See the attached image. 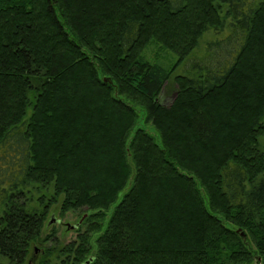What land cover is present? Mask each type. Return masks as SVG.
Listing matches in <instances>:
<instances>
[{"label": "trees", "instance_id": "1", "mask_svg": "<svg viewBox=\"0 0 264 264\" xmlns=\"http://www.w3.org/2000/svg\"><path fill=\"white\" fill-rule=\"evenodd\" d=\"M263 139L264 0H0L9 264H264Z\"/></svg>", "mask_w": 264, "mask_h": 264}, {"label": "rangeland", "instance_id": "2", "mask_svg": "<svg viewBox=\"0 0 264 264\" xmlns=\"http://www.w3.org/2000/svg\"><path fill=\"white\" fill-rule=\"evenodd\" d=\"M223 36H221V37H223ZM215 37L218 38L220 36H215ZM215 37H212L210 34L204 35L203 39L201 40L200 48L195 53V57H200L201 55L205 54L204 49L206 47V44L211 40H215ZM144 54L150 61H164L165 62V60L167 58H170V60H171V57L167 54V52L161 50L155 44L150 45L146 49ZM195 57L193 59H195ZM192 70L196 71V69L194 67H192ZM182 73H183V69L181 68L179 71H177L176 74H182ZM176 90H177V86L174 84V82H170L166 86V89L161 94V97H160L161 104L166 106V107L170 106L172 104V102L174 101ZM144 117H145V115L143 114V112L140 111L139 112V121H138V124L135 127V129L143 128V129L147 130L155 138V140L157 142H160L158 132L154 129V127L151 124H147L145 122ZM123 195H124V193L120 194V199L123 197ZM52 215H54L57 222H54L50 226V229L53 228V231H55V234H56V239L58 241H57V243L56 242H49L43 246H38V248L36 247L37 249H39V248L41 250H42V248L43 249L44 248L45 249H52V248L54 249V248H57L59 246L62 247V246L68 245V244L72 243L73 241L77 240L79 232L76 229L73 230L72 227L79 225V220L81 218L80 213L70 212V213H68L62 217L59 215V208H56V209L53 208L52 213L49 216V219L51 218ZM49 233H50V230H49ZM46 234H44V235H46ZM42 254H43L42 251L36 250L34 261L30 262V264H36ZM51 259H52L53 264H60L59 262H61V260H62L61 256H57L56 253L51 256ZM0 264H9V262L6 258L0 257Z\"/></svg>", "mask_w": 264, "mask_h": 264}, {"label": "water", "instance_id": "3", "mask_svg": "<svg viewBox=\"0 0 264 264\" xmlns=\"http://www.w3.org/2000/svg\"><path fill=\"white\" fill-rule=\"evenodd\" d=\"M85 217H86V216H84V218H85ZM84 218H83V219H84ZM83 219H82V221H83ZM82 221H80V222H82ZM54 222H56V218H55L54 216H52V217H51V220H50V222H49L48 225L51 226ZM79 224H80V223H79ZM78 226H79V225L74 226V227H72V229L75 230V229L78 228Z\"/></svg>", "mask_w": 264, "mask_h": 264}]
</instances>
